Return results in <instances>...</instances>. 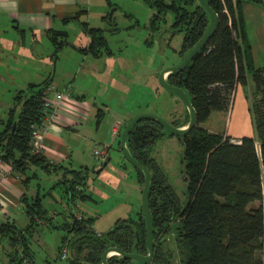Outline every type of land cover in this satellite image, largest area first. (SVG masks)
<instances>
[{"label": "trees", "instance_id": "trees-1", "mask_svg": "<svg viewBox=\"0 0 264 264\" xmlns=\"http://www.w3.org/2000/svg\"><path fill=\"white\" fill-rule=\"evenodd\" d=\"M145 1L155 7L150 16L151 28L165 21L167 13L172 14L170 27L173 33H182L178 52L183 58L205 32L207 12L199 0ZM206 1L217 12L216 29L184 67L169 71L166 76L171 85L181 87L188 94L196 114L194 126L179 136L183 145L185 199L180 200L162 169L149 155L155 140L169 132L156 119L141 118L131 127L127 145L133 157L151 172L148 206L152 216L153 256L143 262L113 253L107 256L108 264H264V67L254 65L248 39L239 32L240 4L244 0ZM80 24L90 41L77 49L97 55L107 48L100 26H90L84 20ZM66 34V30H54L51 35L54 52L67 44ZM237 84L244 87L249 98L254 134L232 141L228 135L210 131L201 123L212 110L228 109ZM45 87V82H29L18 88L6 117L0 118V159L17 170L34 165L49 172L62 167L49 161L41 151L32 152L29 142L31 125L41 123L44 118L42 95ZM97 113L103 112L97 110ZM187 120L188 113L184 120H175L172 124L184 125ZM133 167L142 186L143 173L140 168ZM62 169L74 174L63 179L68 197H85L86 167ZM33 175L34 171L28 176ZM39 198L35 196L38 204ZM31 204L33 202H29ZM27 211L30 220L25 228L17 227L13 220L0 223V233L8 236L12 247L11 264H40L32 257L23 229L33 226L36 218H41L45 212L40 205ZM136 214L135 218L119 216L111 227L98 232L91 226L93 216L80 213L77 217L70 212L71 219L66 218L56 225L68 231L62 235L57 251L62 256V247H67L64 255L67 264H102L101 254L108 246L145 254L146 227L142 207Z\"/></svg>", "mask_w": 264, "mask_h": 264}, {"label": "rangeland", "instance_id": "rangeland-1", "mask_svg": "<svg viewBox=\"0 0 264 264\" xmlns=\"http://www.w3.org/2000/svg\"><path fill=\"white\" fill-rule=\"evenodd\" d=\"M110 1L111 4H108L107 0H90L93 8L91 24L100 25L108 47L114 51L117 62L122 63L123 60L124 65L117 67V71L113 74L116 80L112 85L104 86L105 83H100L98 90H94L97 85L96 81L89 74L86 75V78H89L88 89L97 92V99L106 102L108 110L104 115L105 118L100 120L96 131L97 136H92L89 144L81 143L78 147L79 153L75 155L79 154L80 160L73 156L71 165L67 163L76 169L86 167L84 172L86 196L81 198L75 195L71 199L68 197L63 179L72 177L74 175L72 172H64V169L60 168L48 172L39 166H32L27 170V174L36 171V176L28 180V193H31L33 188H37V183L40 186L39 204L35 197L29 195V202H33L29 207L37 209L40 205L45 212L40 219L44 218L46 222H50L47 225L36 218L33 226L25 231V236L30 241L32 255L40 264H50L49 261H54L56 264H67L65 256H60L61 254L58 253L57 246L60 244L62 235L68 231L53 224L60 225L65 218L71 219L70 212L93 216L91 226L101 232L111 227L119 216L135 218L137 210L142 207V186L136 181V170L119 150L118 138L111 140V144L109 143V126L103 125L107 118L111 116L121 118L123 114L128 117L140 112L156 113L169 122L187 117L188 111L182 100L178 95L161 86L158 78L165 67L177 64L181 58L178 50L182 33L172 32L170 27L172 14L167 13L165 21H160L157 28H151L150 16L155 7L150 6L145 0ZM101 6L105 7L104 10ZM101 10L103 16H101ZM108 12L109 14L111 12V15ZM67 39L76 40V34L73 33L72 28ZM74 52L77 51L72 47L64 46L61 50V60L73 62ZM79 78L85 79L81 74ZM15 91V88L8 89L0 99V117L6 116L4 110L12 104ZM246 99L249 103V98L246 97ZM231 119V115L228 116L222 110H212L201 124L210 131L228 135L229 131L224 125L226 122L231 124L234 121ZM249 120L251 123V119ZM242 122L243 119L237 120L239 124ZM247 122L246 120V124ZM250 125L251 135H253L252 123ZM228 136L232 141L237 139L231 134ZM104 144H109V146L104 147ZM95 148L106 149L104 156L109 155L107 163L99 171L96 170L100 157L94 154ZM182 149L183 145L179 136L167 132L161 134L149 148V155L162 169L167 181L173 186L181 201L186 196V180L181 161ZM80 174L82 175L83 172ZM32 210L35 211L33 208ZM17 213L13 215L16 225L25 227L29 222V216L25 210L17 209ZM5 218L2 215L0 221ZM7 238V235L0 233V264H11L14 258Z\"/></svg>", "mask_w": 264, "mask_h": 264}, {"label": "crops", "instance_id": "crops-1", "mask_svg": "<svg viewBox=\"0 0 264 264\" xmlns=\"http://www.w3.org/2000/svg\"><path fill=\"white\" fill-rule=\"evenodd\" d=\"M101 7L104 10L105 7ZM240 9L242 19L239 22V32H243L248 39L254 65L264 67V2L244 0L240 4ZM102 10L100 11L101 16H103ZM92 13L90 0H0V99L8 89L17 90L25 87L29 82H45L46 86H50L53 90H68V94L59 101L58 109L51 121L45 122L46 127L40 140L42 154L52 163L61 164L60 169L75 168L67 163L71 165L73 156L80 160L79 154L75 155L79 153L78 147L81 143L89 144L91 137L97 136L96 131L100 120L105 118L104 115L108 110L107 103L97 99V92L88 89L89 78H86V75L89 74L96 81L97 85L94 90H98L100 83H105L104 86L112 85L116 80L115 75L113 76L114 72L117 71V67L124 65L123 60L122 63L117 62L115 53L110 47L109 50L101 51L97 55L91 51L82 52L77 49V47L87 46L90 41L80 21H87L90 26H100L91 24ZM76 14L77 17H75ZM71 28L76 34V40H74L82 43L67 39ZM54 30H66L67 44L64 46H70L77 51L74 52L73 62L61 60V50L64 46L54 52L55 46L51 37ZM80 74L85 79H78ZM56 76L57 80H55ZM239 85L235 87L228 109L222 110L228 116L231 115L234 120L231 124L226 122L224 126L229 131L228 135L237 137L235 141L243 135H251L248 101L244 87ZM238 92L239 96H237ZM48 95L54 97L52 92ZM97 108H102L103 113L99 115ZM5 110L4 113L7 114ZM127 118L129 116L126 117L124 114L121 118L111 116L103 125H108L111 129L114 124H122ZM242 119L241 124L237 123V120ZM113 139L116 137L110 132V144ZM32 166L34 165L21 171L1 161L0 217L4 215L6 218L0 223L6 220L15 222L13 215L18 214L17 209L25 210L30 220L29 211H27L30 209L29 195L39 196L40 189L37 183V188H33L32 192L28 193L30 177L27 170ZM34 172L33 176H36V171ZM23 196L26 198L21 199ZM45 220L40 219L41 222L49 225L50 222ZM53 225L56 226V224ZM26 230H29V227L23 229L24 232ZM32 257L35 260L34 256Z\"/></svg>", "mask_w": 264, "mask_h": 264}, {"label": "water", "instance_id": "water-1", "mask_svg": "<svg viewBox=\"0 0 264 264\" xmlns=\"http://www.w3.org/2000/svg\"><path fill=\"white\" fill-rule=\"evenodd\" d=\"M199 3L203 6L205 11L208 15V24L205 32L201 36V38L188 50L187 54L184 56V58L175 65H171L168 67H165L159 74V82L160 84L165 87L166 89L170 90L171 92L175 93L179 96V98L182 100L184 105L187 108L188 111V120L184 125H173L171 122L167 121L160 115L153 113V112H140L135 115H133L128 122L125 124L124 128L121 131L120 134V150L123 155V157L131 163L133 166H136L141 169L143 176H144V182L141 187V200H142V211L144 215L145 220V227H146V246H147V253H139V252H133V251H124L121 248L117 246H108L106 247L102 254H101V263L102 264H108L107 263V256L113 253H118L123 256H128L131 258H134L139 261H149L152 258L153 255V245H152V216L149 210L148 206V197H149V191H150V183H151V172L150 169L144 165L141 164L137 159L133 157L131 154L129 147L127 145V135L133 126V124L138 121L139 119L143 117H151L159 121L163 127L171 134L182 136L186 134L195 124L196 122V114L194 106L192 105L188 94L179 86L171 85L167 82V80L164 77V72L173 70V69H179L183 66H185L192 56L198 52L207 42L208 38L211 36V34L214 32V30L217 27L218 23V15L217 12L209 6L206 0H199ZM15 122H13L14 127ZM109 155H106L104 158V161L102 165L105 164L106 160L108 159ZM100 168H97L99 170ZM136 237L138 238L137 234Z\"/></svg>", "mask_w": 264, "mask_h": 264}, {"label": "built area", "instance_id": "built-area-1", "mask_svg": "<svg viewBox=\"0 0 264 264\" xmlns=\"http://www.w3.org/2000/svg\"><path fill=\"white\" fill-rule=\"evenodd\" d=\"M225 11L226 7L223 8ZM230 22V21H229ZM52 92L54 97H49L48 93ZM68 94V90H53L50 86H46L43 91L42 95V111L44 112V118L43 121L39 124L33 123L32 126V132H31V138L29 140L30 145H31V151L32 152H38L41 151V135L42 132L45 129V122L51 121L53 116L55 115L58 106H59V101L62 100L66 95ZM111 134L114 136L117 132V126L116 124L113 125L110 129ZM104 147H107V144H104ZM105 150V149H104ZM104 150H98L94 149L93 152L94 154L100 155ZM0 159V163H1ZM77 217H80V213L76 214ZM61 252L63 256L67 252V247L64 245L61 249ZM20 264H25V262H22Z\"/></svg>", "mask_w": 264, "mask_h": 264}, {"label": "flooded vegetation", "instance_id": "flooded-vegetation-1", "mask_svg": "<svg viewBox=\"0 0 264 264\" xmlns=\"http://www.w3.org/2000/svg\"><path fill=\"white\" fill-rule=\"evenodd\" d=\"M180 48V47H179ZM110 48L108 47V44H107V48L105 49V50H109ZM105 50H102V51H105ZM179 51V50H178ZM179 53V52H178ZM180 54V53H179ZM181 56V55H180ZM184 58V57H183ZM182 58V56H181V58H180V60H179V62L183 59ZM178 62V63H179ZM177 63V64H178ZM175 65V64H174ZM169 66H171V65H169ZM168 67V66H167ZM184 67V66H183ZM182 68V67H181ZM180 69V68H179ZM173 70H176V69H173ZM169 71H172V70H169ZM169 71H165L164 72V77H165V79H166V76H167V73L169 72ZM168 82V81H167ZM160 83V82H159ZM169 83V82H168ZM170 84V83H169ZM161 85V84H160ZM162 86V85H161ZM170 91V90H169ZM171 92V91H170ZM173 93V92H172ZM175 94V93H174ZM97 110H101L102 112H103V109L102 108H97ZM133 115H131V116H129V118H127V120L125 121H123L122 122V124H119V123H116V126H117V132H116V134L114 135L116 138H118V148H119V150H120V141H119V139H120V134H121V131H122V129L124 128V126H125V124L128 122V120L132 117ZM185 119V118H184ZM184 119H182V120H184ZM140 120V119H139ZM177 121H181V119L179 118V119H176ZM172 123V122H171ZM115 125V124H114ZM134 125V124H133ZM174 125V124H173ZM177 126H180V125H177ZM109 146V145H108ZM107 146V147H108ZM121 151V150H120ZM105 153H106V149L102 152V154H100V155H97L98 157H100V163H99V166H98V168H102L103 166H105V164L107 163V160H106V162H105V164L104 165H102V163H103V161H104V158H105ZM99 169V170H100ZM99 170H96V171H99ZM153 256V255H152ZM152 259V258H151Z\"/></svg>", "mask_w": 264, "mask_h": 264}]
</instances>
